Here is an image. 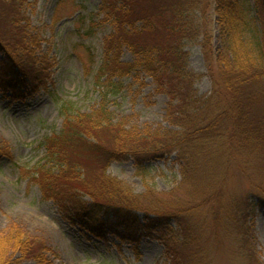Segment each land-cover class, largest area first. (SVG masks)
<instances>
[{"label":"rangeland","instance_id":"1","mask_svg":"<svg viewBox=\"0 0 264 264\" xmlns=\"http://www.w3.org/2000/svg\"><path fill=\"white\" fill-rule=\"evenodd\" d=\"M202 1L186 15L193 36L183 43L185 72L195 77L196 97L213 98L208 106L224 111L231 102L223 78L235 76L230 70L234 61L218 25L215 0ZM248 4L246 20L264 27L256 0ZM101 5L102 0H27L24 5V23L33 37L35 57L40 63L47 61L48 77L45 85L0 84V260L34 264L22 258L18 243L29 236L45 243L48 264H170L177 255L187 262L193 256V264H264V129L263 137H257L245 122L234 127L228 113L220 120L224 133L216 138L217 146L213 143L212 149L197 156L193 177L183 174L184 161L177 152L146 160L144 169L133 157L114 161L106 169L107 175L137 197L140 209L136 214L142 223L149 221L144 210L151 216L153 212L172 216L163 237L142 236L137 246L112 234L98 237L43 197L33 177L42 166H56L47 158L45 140L62 131L66 112L89 114L106 105L118 128L139 133L181 129L168 121L170 97L143 71L115 78L118 89L103 97L96 77L113 26L103 20ZM245 37L249 40L251 35ZM248 51L253 64L264 70L259 52ZM120 55L124 62L135 59L127 46ZM256 72L240 77L246 80L240 101L248 100L258 83L264 87L263 78L255 79ZM214 82L221 89L215 98ZM202 116V125L212 117L210 110ZM99 136L115 146L109 131ZM78 159L72 157L73 162ZM84 169L88 183L93 182L103 194L107 186L97 180L102 168L90 162Z\"/></svg>","mask_w":264,"mask_h":264},{"label":"trees","instance_id":"2","mask_svg":"<svg viewBox=\"0 0 264 264\" xmlns=\"http://www.w3.org/2000/svg\"><path fill=\"white\" fill-rule=\"evenodd\" d=\"M26 1L0 0V77H3L0 84L3 87L17 83V87L19 84V88H22L27 85L26 81L37 85L40 82L44 85L47 83V61L40 63L36 59V51L32 47L33 37L24 23ZM202 2L102 0L100 11L104 14L103 20L113 26V32L105 40L104 58L96 77L103 97L106 98L118 89L115 78L120 80L143 71L154 79L159 91H166L170 97L168 121L181 129L166 132L145 130L139 133L133 128H118L108 116L106 105H101L100 109L89 114L65 113L62 131L45 140L47 158L56 166H42L33 179L45 199L54 201L71 213L74 222L80 223L84 229L98 237L108 238L112 234L121 242L129 241L137 246L142 236L163 237V231L172 219L168 213L153 212L152 217L149 211L144 210L149 221L142 223L136 214L140 209L137 197L106 173L112 162L133 157L136 165L144 169L146 160L154 157L164 159L177 152L184 161L183 174L193 177L194 166L199 161L197 156L212 149L213 143L217 146L216 138L224 133L220 120L225 113L234 121V127L237 123L245 122L250 125L248 131L251 134L263 137L264 87H259L261 83H258L248 100L240 101L239 96L246 81L241 76L256 70L255 79H264V70L261 71L253 64L252 56L248 53V48L255 49L264 60L263 24L259 28L256 20H246L248 0H215L218 25L227 37L234 61L230 70L235 76L223 78L229 92L226 98L231 102V107L224 111L212 108L208 104L214 99L204 101L196 97L193 90L195 77L185 72L187 54L183 43L193 36L186 15L193 8H199ZM256 3L259 9L257 15L262 22L264 0H256ZM247 33L251 35L249 40L245 37ZM123 46H127L135 55L134 61L122 60L120 51ZM220 91L214 82V98ZM216 105L219 106V102ZM206 110H210L212 117L202 125V114ZM106 130L115 139V146L107 144L104 136H99ZM84 155H90L94 160L88 161L90 159ZM73 156H80L81 159L73 162ZM90 162L102 168L97 180L99 185L102 183L104 187L107 186L103 194L102 190L98 188L97 191L93 187V182L89 184L87 181L84 168ZM85 196H89V201L83 199ZM18 243L22 244L20 250L23 259L34 264H48V248L42 240L28 236ZM192 258L187 262L177 255L171 259L170 264H193ZM19 261L0 260V264H21ZM195 262L199 263L197 260Z\"/></svg>","mask_w":264,"mask_h":264}]
</instances>
